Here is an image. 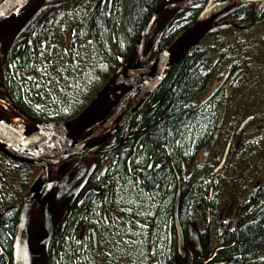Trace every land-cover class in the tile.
<instances>
[{
	"label": "flooded vegetation",
	"instance_id": "af4514ba",
	"mask_svg": "<svg viewBox=\"0 0 264 264\" xmlns=\"http://www.w3.org/2000/svg\"><path fill=\"white\" fill-rule=\"evenodd\" d=\"M252 26H264L262 14L251 19L247 28ZM242 28L245 27H238ZM163 29L164 24L158 30ZM216 64L217 59L212 62L211 69ZM212 87L202 95L199 104ZM250 94L248 105L254 110L225 115L219 126L230 95L226 92L218 100L220 105L217 102L220 116L208 135L209 125H206L203 140L199 141L197 136L176 155L173 149L162 153L155 148L147 159L142 158V152L147 149L143 146L145 142L138 147L145 133L137 115L99 145L67 155L0 151L5 158L0 160V228H5L3 217L7 211L12 212L14 223V228H9L10 245L7 248L0 245L3 250L0 263L12 264L22 200L29 196L32 186L44 172L42 161L47 168V188L50 184L53 186L42 200L36 198L31 207L28 237L32 264H144L146 254H151V264H172V258L173 264H193L194 261L200 264H264V244L251 248L250 252L235 246L237 237L250 226L258 225L264 213V92ZM3 97L14 104L6 90ZM256 98L263 102L251 103ZM207 105L209 107V101L202 107ZM122 113L112 114L80 143L106 133ZM18 114H22L19 109ZM1 116L2 112V122L4 117ZM4 119L7 123L8 118ZM49 122L54 121L45 123ZM218 129V136L205 155V146ZM92 165L93 171L78 195H69ZM163 169L168 170L167 181L158 204L165 210L156 205L152 213L146 214L142 205L146 200L144 192L149 189L153 175ZM147 215L153 218L148 237L145 232L149 223L144 220ZM46 222L51 223L50 237ZM177 223L183 237V255L178 252ZM162 224L165 232L160 241L164 249L159 254L152 241ZM191 232L197 234L199 248L191 240ZM145 244H148V252Z\"/></svg>",
	"mask_w": 264,
	"mask_h": 264
},
{
	"label": "trees",
	"instance_id": "16d2710c",
	"mask_svg": "<svg viewBox=\"0 0 264 264\" xmlns=\"http://www.w3.org/2000/svg\"><path fill=\"white\" fill-rule=\"evenodd\" d=\"M160 1L112 0L108 10L109 0H44L2 46L5 89L14 105L23 115L41 123L73 117L113 72L125 66L140 31ZM205 2L183 0L175 7L149 50V57L186 28ZM260 14L264 17V3L241 5L221 16L202 42L183 56L154 90L136 114L145 133L138 144L139 147L145 142L143 159L155 148L162 153L173 149L176 155L197 136L202 141L204 127L209 125L208 135L220 116L218 100L226 92L230 93L226 115L249 111L250 93L264 92V54L253 52L255 45L264 44V26L247 28L250 20ZM239 26L245 28L239 30ZM216 59V66L211 69ZM227 71H238V75L214 95L209 107L198 108L202 95ZM138 91L139 88L125 97L116 112H122ZM61 92L65 93L58 96ZM238 98L245 104L235 105ZM4 159L0 154V160ZM166 172L163 169L155 173L144 192L146 200L142 205L146 214L152 213L156 205L165 210L158 201L163 196ZM5 215L0 245L7 248L11 242L8 243L9 228H14V223L12 212ZM144 220L149 223L145 232L148 237L153 218L147 215ZM163 232L162 224L152 241L159 254L164 249L160 241ZM263 244L264 213L258 225L247 228L235 241V246L248 249L246 252ZM145 245L148 252V244ZM150 256H144V264H151Z\"/></svg>",
	"mask_w": 264,
	"mask_h": 264
},
{
	"label": "water",
	"instance_id": "95a60500",
	"mask_svg": "<svg viewBox=\"0 0 264 264\" xmlns=\"http://www.w3.org/2000/svg\"><path fill=\"white\" fill-rule=\"evenodd\" d=\"M177 1L179 0H161L139 33L133 61L129 62L125 67L117 69L76 116L62 122L29 123L24 126L0 121V151L8 154L7 149H10L31 155L63 156L99 145L119 130L133 116L140 107L138 105L140 99L146 94H151L159 86L178 61L194 49L212 27L217 24V19L238 6L245 4L255 5L264 2V0H206L195 19L157 55L147 59L148 51L159 35L158 32L150 42H146L154 23L165 7ZM43 2L44 0H2L0 2V44L5 40L6 45L10 34L35 10L41 7ZM237 74L238 72L236 71L230 76V72H226L201 104H205L212 98L229 77L234 78ZM137 87H140L138 94L111 130L91 141L80 143L92 132L95 126L104 121L119 103ZM224 116L225 108L223 109L219 126L223 124ZM218 133L219 129L212 135L205 146V155L210 151ZM40 164L44 166L45 170L40 179L31 188L29 196L22 200L23 205L13 242L12 264H32L28 237L31 207L36 198L42 200L53 186V184H50L51 186L47 188L49 184H47L46 164L42 161H40ZM93 168L94 165L88 169L81 183L69 195H78L86 184ZM178 200L179 195L177 194L175 202L176 221ZM47 221L49 220L47 219ZM46 225L48 237H50L51 223L46 222ZM176 227L178 231V252L184 254L183 237L178 223ZM191 234V240L199 248L200 243L197 234L195 232H191ZM0 251L2 252L1 247Z\"/></svg>",
	"mask_w": 264,
	"mask_h": 264
},
{
	"label": "bare ground",
	"instance_id": "6f19581e",
	"mask_svg": "<svg viewBox=\"0 0 264 264\" xmlns=\"http://www.w3.org/2000/svg\"><path fill=\"white\" fill-rule=\"evenodd\" d=\"M111 2H112V0H109L108 10H110ZM160 2H161V1H160ZM160 2H159V3H160ZM159 3H158V4H159ZM156 7H157V6H156ZM156 7H155V8H156ZM155 8H154V9H155ZM152 12H153V11H152ZM152 12H151V13H152ZM162 12H163V11H162ZM162 12H161V13H162ZM151 13H150V15H151ZM161 13L159 14L158 18L160 17ZM167 13H168V16H167V17H168V20H169V18L172 16L173 12H171V13H170V12H167ZM150 15H149V16H150ZM158 18H157V20H158ZM147 19H148V18H147ZM146 21H147V20H146ZM145 23H146V22H145ZM184 29H185V28H184ZM184 29H183V30H184ZM183 30H182V31H183ZM182 31H181V32H182ZM181 32H180V33H181ZM180 33H179V34H180ZM179 34H178V35H179ZM178 35H177V36H178ZM175 37H176V36H175ZM175 37H174V38H175ZM137 38H138V37H137ZM136 40H137V39H136ZM29 43H31V40H30V39H29ZM167 44H168V43H167ZM167 44H166V45H167ZM166 45H165V46H166ZM165 46H164V47H165ZM135 50H136V41H135V45H134V51H133L131 54H133V53L135 52ZM131 54H130V55H131ZM168 74H169V73H168ZM165 78H166V77H165ZM228 79H229V78H228ZM228 79H227V80H228ZM107 80H108V79H107ZM107 80H106V81H107ZM227 80H226V82H227ZM106 81H105V82H106ZM105 82H104V83H105ZM226 82L223 84V86H226V85H227ZM104 83H103V84H104ZM217 83H218V82H216L215 84H212L213 87L211 88V90L214 88V86H215ZM103 84L99 87V89L103 86ZM160 84H161V83H160ZM160 84H159V85H160ZM223 86H222L221 88H223ZM221 88H220V89H221ZM99 89H97V91L94 93V95L98 92ZM220 89H219V90H220ZM211 90H210V91H211ZM219 90H218L217 92H219ZM210 91H209V92H210ZM153 92H154V91H153ZM153 92H152V93H153ZM217 92H216L215 94H217ZM152 93H151V94H146V95H144V96L140 99V101L138 102V105H139L141 108H142V107H145V105H146V103L148 102V99L150 98V96L152 95ZM137 94H138V93H137ZM137 94H136V95H137ZM215 94H214V95H215ZM94 95L91 97V99L94 97ZM136 95L132 98V100H130L128 103L125 104V106H124V108H123L122 111H125V110H126V108H127V107L131 104V102L134 100V98L136 97ZM214 95L212 96V98L214 97ZM212 98H210L208 101H210ZM91 99H90V100H91ZM90 100H89V101H90ZM89 101H87V102L85 103V105L82 107V109L88 104ZM208 101H207V102H208ZM207 102H206V103H207ZM120 103H121V102H120ZM154 104H155V103H154ZM154 104H153V105H154ZM0 105H3V106L6 107L5 102H3L2 100H0ZM202 106H204V104H201V102H200V104L197 105L198 108H201ZM197 107H196V108H197ZM82 109H81V110H82ZM81 110H80V111H81ZM80 111H79V112H80ZM79 112H78V113H79ZM78 113H77V114H78ZM137 113H139V111H136V112L133 114V116H135ZM77 114H75L74 116H76ZM74 116H73V117H74ZM133 116H132V117H133ZM73 117H71V118H73ZM132 117H131V118H132ZM71 118H70V119H71ZM131 118H130V119H131ZM130 119H129V120H130ZM67 120H69V119H67ZM129 120H128V121H129ZM64 121H66V120H64ZM27 123H28L27 121H25V120H23V119H21V118H20V119H19V118H15V120H13V124H15V125H19V126L26 125ZM0 264H3V262L1 261Z\"/></svg>",
	"mask_w": 264,
	"mask_h": 264
},
{
	"label": "rangeland",
	"instance_id": "374dc122",
	"mask_svg": "<svg viewBox=\"0 0 264 264\" xmlns=\"http://www.w3.org/2000/svg\"><path fill=\"white\" fill-rule=\"evenodd\" d=\"M178 3V2H177ZM173 6H169L167 9L168 10H164L162 13H161V15H160V17L158 18V22H156L155 24H154V28H153V30H152V32H155L156 31V29L158 28V25H159V23L161 22V21H164V20H166L167 19V16H168V13L167 12H171L172 10H169L170 8H172ZM253 52L254 53H256V54H258V53H263L264 54V44L263 45H255L254 46V48H253ZM0 61H1V50H0ZM0 74H1V63H0ZM0 92H2V88L0 87ZM65 92H61V94L60 95H58V96H61V95H63ZM251 98V97H250ZM250 98L248 99V102L250 101ZM260 98H263V97H260ZM242 100L239 98V99H237L236 101H235V105H238V104H236V102H241ZM254 101H258L257 103H261V102H263V101H261V100H259V99H254L251 103H253ZM243 102V101H242ZM249 109H251V110H254V107L253 106H250L249 105V107H248ZM115 115H116V113H114ZM14 116H16L17 117V115L16 114H14V112L11 110V109H8V110H6V112L5 113H2V116L1 117H4V118H13ZM113 119H111L110 120V122L112 121ZM110 122H108L107 123V125L109 126L111 123ZM107 126V127H108Z\"/></svg>",
	"mask_w": 264,
	"mask_h": 264
}]
</instances>
